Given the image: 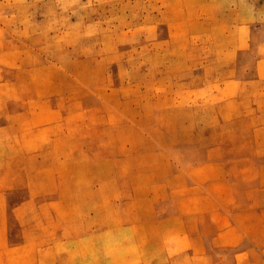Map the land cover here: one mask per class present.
Instances as JSON below:
<instances>
[{"label": "rangeland", "instance_id": "obj_1", "mask_svg": "<svg viewBox=\"0 0 264 264\" xmlns=\"http://www.w3.org/2000/svg\"><path fill=\"white\" fill-rule=\"evenodd\" d=\"M0 36L56 263L264 264V0H0Z\"/></svg>", "mask_w": 264, "mask_h": 264}, {"label": "crops", "instance_id": "obj_2", "mask_svg": "<svg viewBox=\"0 0 264 264\" xmlns=\"http://www.w3.org/2000/svg\"><path fill=\"white\" fill-rule=\"evenodd\" d=\"M0 45V54L10 52V48L4 43V38H0ZM3 83H0V86ZM2 129H8V125L0 128ZM22 149L26 151L25 144L22 145ZM6 155L4 153L2 157ZM26 155V152L19 153L20 157ZM5 161L7 160H3V172L27 171L25 166L21 165V161L14 167L11 161ZM20 183L21 181L14 180L0 181V264H52L53 262L58 264L56 263L59 257L57 239L51 234L52 232L34 227L28 220V217L37 213V199L24 197L15 200L11 196L13 189Z\"/></svg>", "mask_w": 264, "mask_h": 264}]
</instances>
